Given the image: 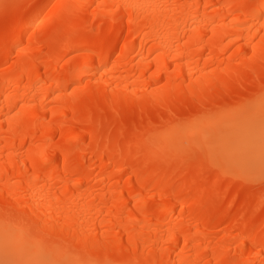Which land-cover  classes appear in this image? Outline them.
<instances>
[{
    "label": "snow or ice",
    "instance_id": "snow-or-ice-1",
    "mask_svg": "<svg viewBox=\"0 0 264 264\" xmlns=\"http://www.w3.org/2000/svg\"><path fill=\"white\" fill-rule=\"evenodd\" d=\"M30 6L0 0V18L21 17ZM255 7L202 0L51 3L20 33L15 51V37L0 42V126L6 120L10 130L37 103L63 118L59 141L49 138L44 149L22 144L9 152L6 164L19 166L22 178L0 187L2 264H173L163 259L171 242L183 236L180 251L191 244L199 257L220 225L235 235L229 243L218 241L216 264H264V73L257 75L254 63L259 55L264 69V0L259 19ZM208 28L213 36L218 28L229 30L230 47L222 55L209 51L193 58L187 45L195 39L198 51H208ZM137 37L142 51L146 43L155 45L142 59L151 65L154 57L155 70L139 69L136 86L122 89L110 77L129 39ZM78 57L85 58L83 65L71 66ZM64 65L70 67L62 72ZM217 76L226 77L230 87L204 86ZM252 92H258V104L250 100ZM236 114L242 117L240 138L224 130ZM57 150L62 168L50 158ZM89 151L103 166L100 171L96 159L83 165L77 158ZM23 229L50 241L48 254L72 248L78 255L70 261L7 259L8 238ZM151 232H157L155 239ZM112 233L128 235L129 247L119 257L108 249ZM245 241L252 245L247 257ZM139 243L144 253L133 255ZM181 264L211 261L200 257Z\"/></svg>",
    "mask_w": 264,
    "mask_h": 264
},
{
    "label": "bare ground",
    "instance_id": "bare-ground-1",
    "mask_svg": "<svg viewBox=\"0 0 264 264\" xmlns=\"http://www.w3.org/2000/svg\"><path fill=\"white\" fill-rule=\"evenodd\" d=\"M21 2L31 5L27 8L24 14L21 17H9V18H0V42L7 43L10 37H15L11 40L10 49L15 51L17 45L21 43L19 36L21 32H27V30L33 25L36 21V17L40 14V12L50 5L52 2L56 4H69L73 3L74 0H21ZM89 2L94 4H110L115 2V0H89ZM135 2L145 3V4H158V3H179L181 0H135ZM204 3L221 5L226 3H244L256 6L254 11L257 19L260 16V5L261 0H202ZM149 12L153 10L149 9ZM155 14L159 15L160 10L156 9ZM210 16H214L215 13L211 12ZM38 23V21H37ZM126 23V21H125ZM183 27V25L181 26ZM192 24L191 21L188 22V29L191 31ZM48 29H45L47 31ZM208 37L210 39L205 40V46L208 51L200 52L195 47L196 40L193 39L188 45L187 48L191 51V56L193 58H199L201 55L207 57L208 52H212L213 56L222 55L221 49L228 45V35L229 30L226 29H217L215 36L212 35L211 28L207 29ZM126 34V33H125ZM202 34V33H201ZM28 40L27 36H24V45H27ZM152 48L155 51V45H149L146 43L144 50H141L140 47V38L137 37L135 39H129L128 48L126 49L123 56H121L120 61L117 62V70L113 76L110 78L114 80L115 83H119L121 88L135 87L136 80L140 76L139 69L144 67H152L155 70V58H152L151 65H144L142 63L143 60H147L149 58V48ZM250 52V49H249ZM55 57V53L53 54ZM187 58V57H185ZM92 58H88L89 62H91ZM113 61H115V56L112 57ZM85 58L78 57L75 61H73L71 66H75L77 64L83 65ZM97 65L99 64V59H96ZM167 63H171V61H167ZM201 63L203 61L201 60ZM211 63V61H209ZM255 63V72L257 75L264 73V69L261 68L259 55ZM175 65H173L174 67ZM50 67L54 70L56 67L55 59L51 63ZM70 65H64L61 71H66ZM44 70V66H40V73ZM40 73H37L39 75ZM150 76L151 73H148ZM27 78H25L26 82ZM206 88H216V89H224L230 87L229 82L226 77L217 76L213 79L207 81L204 85ZM23 87V85L21 86ZM249 98L252 102L258 104L259 103V94L258 92L249 93ZM0 102H2V98H0ZM47 104L48 102L45 101ZM239 114H236L232 117L226 119V123L224 124V130L226 133L233 134L236 138L242 137L243 127L242 120L239 119ZM47 118L46 120L44 118ZM62 116L57 112V115L53 117L52 109L49 106L45 108L37 103V106L32 108H26L21 116L15 121L9 130L7 121L5 120L4 124L0 126V187H3V182L8 180L9 178L13 179H21L20 168L19 166L15 167L13 170V163H7L9 161V152L13 151L14 148H19L21 145H38L39 148L44 149L47 147L45 141L51 138L53 141H59L60 137L58 135L60 124L62 122ZM235 125V127H232ZM166 131V130H162ZM95 148V146H93ZM101 152L103 151V143L100 145ZM53 161H55V165L59 167H63V156L57 150L50 157ZM77 158L80 159V162L83 165H91L93 159L97 160L95 165L96 171H100L103 167L99 163L98 157H93L92 152L89 151L87 155H83L82 153H77ZM106 159V158H105ZM15 160V157H13ZM259 163V160L257 159ZM27 171H32L31 161L28 162ZM127 179V177H125ZM95 183V182H94ZM177 215H179V211L177 210ZM219 223V222H218ZM155 224V221H153ZM160 227H165L164 224H161ZM223 229V233L217 235V233L221 232ZM187 231V228L184 229ZM145 233L147 234V229H145ZM225 233H232V229L227 225H220L219 228L214 227L211 231V235L214 237L211 240L210 244H206L205 247L199 249V257L197 256V249L193 247L191 244L189 245V249H186L184 252L180 250L183 249L184 239L183 236H180L176 242H171L169 245V253L163 256L165 261H171L173 264H181V261H192L196 260L200 257H206L211 261V264H216L217 257L214 255V249L218 247V241L220 244L229 243L232 240V237L235 233L231 235H227ZM152 239L157 237V232L150 233ZM38 242V243H37ZM50 246V241L44 239L39 236H29L27 234L26 229L15 232L12 236L8 238V247L10 255L7 259H35L42 262H49L57 259L64 260H72L75 256L78 255V252L73 249V253L66 254L64 251L61 255L56 254H48L46 251ZM129 247L128 244V235L123 234L121 236H117L116 233H112L108 240V249L110 254L113 257H119L122 251H126ZM243 250L245 257L252 250V245L250 241H245L243 243ZM232 250L235 251V245H233ZM158 252V250H156ZM227 252V249H224ZM137 252L144 253V245L143 243H139L133 246V255H136ZM102 254V253H101ZM153 254H156L154 252ZM6 259L5 257V233H4V225L3 222L0 221V264Z\"/></svg>",
    "mask_w": 264,
    "mask_h": 264
},
{
    "label": "rangeland",
    "instance_id": "rangeland-1",
    "mask_svg": "<svg viewBox=\"0 0 264 264\" xmlns=\"http://www.w3.org/2000/svg\"><path fill=\"white\" fill-rule=\"evenodd\" d=\"M53 3V2H52ZM237 117H239V119L240 120H242V117L239 115V116H237ZM257 162V161H256ZM241 163H243V159H241ZM259 165V163L257 162V166ZM64 252L66 253V254H70V253H73L74 251H73V249L72 248H68V249H66V250H64Z\"/></svg>",
    "mask_w": 264,
    "mask_h": 264
}]
</instances>
